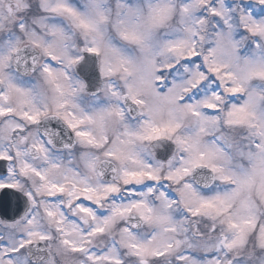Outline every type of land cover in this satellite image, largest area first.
I'll return each instance as SVG.
<instances>
[{"label":"snow or ice","instance_id":"obj_1","mask_svg":"<svg viewBox=\"0 0 264 264\" xmlns=\"http://www.w3.org/2000/svg\"><path fill=\"white\" fill-rule=\"evenodd\" d=\"M0 264H264V0H0Z\"/></svg>","mask_w":264,"mask_h":264}]
</instances>
